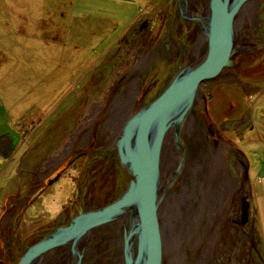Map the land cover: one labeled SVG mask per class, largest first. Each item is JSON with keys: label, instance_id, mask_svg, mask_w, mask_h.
Instances as JSON below:
<instances>
[{"label": "rangeland", "instance_id": "374dc122", "mask_svg": "<svg viewBox=\"0 0 264 264\" xmlns=\"http://www.w3.org/2000/svg\"><path fill=\"white\" fill-rule=\"evenodd\" d=\"M79 1L67 12L68 23L61 24L56 20L44 23L48 14L40 16L34 10L41 8L42 0H0V63L11 62L7 60L11 55L17 57L20 39H30V53L34 54L29 67L34 85L30 83V95L21 101L26 106L30 103L29 114L16 116L15 109L21 110V105L0 99V136H16L13 139L18 143L14 156V152L8 158L0 156V184L5 187L8 181L12 185L5 191L11 197L1 192L0 208L6 199L13 206L0 217V249L16 206L25 209L14 220L12 233L20 236L25 247L42 232L69 220L76 213L75 202L93 209L116 198L128 176L116 167L111 144L105 151L108 136L113 133L114 138L129 114L158 95L179 64L195 61L205 50L200 38L185 40V46L191 48L180 59L175 35H170L173 43L162 42L164 34L172 33L177 0H163V7L161 0L114 5L108 0ZM253 3L248 13L241 7L235 32L238 40L246 37V41L264 42V0ZM204 5L205 0H199L198 8ZM72 11L76 17H89L82 24L86 33L77 39L70 35ZM146 19L150 25L142 36L145 23H140ZM185 21L184 27L189 28L191 23ZM62 26L68 27L67 35L58 32ZM99 125H103L101 132ZM183 134V166L168 187L173 190L168 231L176 239L180 235L181 240L190 236L197 240L212 211H204L197 230L190 227L180 233L181 223H186L188 206L200 198L201 184L208 187L219 173L224 174L227 182L235 184L210 226L214 244L207 264H264V50L243 54L236 66L200 83L195 111L186 120ZM88 135L96 138V155L82 154L90 148L85 146ZM171 141L168 137L161 152L162 179L176 164L177 154L174 160L170 154ZM79 147L83 148L72 158L71 148ZM56 163H60L58 175L28 202L27 195L41 186ZM32 181L35 184L30 187ZM164 206L161 200V226ZM203 246L200 242L195 248L194 261L184 256L181 263L195 264ZM173 248L181 255L183 248L177 243ZM186 250L192 253L191 248ZM160 264H167L164 256Z\"/></svg>", "mask_w": 264, "mask_h": 264}, {"label": "water", "instance_id": "95a60500", "mask_svg": "<svg viewBox=\"0 0 264 264\" xmlns=\"http://www.w3.org/2000/svg\"><path fill=\"white\" fill-rule=\"evenodd\" d=\"M187 1L177 0L179 18L199 25V38L205 42V50L195 61L179 64L158 95L129 114L120 125L111 147L119 168L128 176L125 188L112 201L97 208H85L77 202L76 213L66 224L53 228L29 245L12 264H30L46 251L67 243L74 247L93 229L120 218L124 264H160L159 206L183 166L184 127L195 111L199 85L216 77L224 68L236 66L243 54L264 50V42L238 40L236 36L239 10L248 0H205L199 14H188ZM168 137L177 159L163 180L160 159ZM58 170L59 167L43 178L41 186L28 196V202L58 175ZM22 208L11 216V228Z\"/></svg>", "mask_w": 264, "mask_h": 264}, {"label": "flooded vegetation", "instance_id": "af4514ba", "mask_svg": "<svg viewBox=\"0 0 264 264\" xmlns=\"http://www.w3.org/2000/svg\"><path fill=\"white\" fill-rule=\"evenodd\" d=\"M198 4H199V0H188L187 5H186L188 14H199V12L204 8V6H201V8H198ZM253 4H254L253 0H248L241 7L243 9H246L245 13H247V9L251 10L252 9L251 7ZM242 8H240L239 13L241 12ZM174 14L175 16H173L171 19L172 20V31H171L172 33L167 32L166 34H164L165 36H162L163 37L162 42L164 41V39H168V41H171V43H173L170 38V35L171 34L175 35L178 41V44H179L178 47L180 48V52H181L180 59H181L182 57H187V55L189 54L188 51L191 48V46H189L188 48L185 46V40L187 42H194V38L195 40H197L200 37V27L195 21H191V20H188V22L191 23L189 25V28L184 27L183 23H186L185 20L187 19L179 18L178 6ZM238 17H239V14H238ZM144 23H145V26H144L143 32L141 33L142 36L146 35V32H147L146 21H143L142 23H140V26ZM182 27H184L185 29H183ZM191 35L193 36V40L189 41ZM236 36L238 37L237 31H236ZM162 37L159 36L158 41ZM241 39L246 40L247 38L241 37ZM161 44H159L158 46H161ZM102 127L103 125L98 126L100 132H101ZM110 134L111 135L108 136L109 141L107 145L104 146L105 151H107V146L112 143L114 134L113 133H110ZM211 134H213V132H211ZM94 143H96V138L93 139L92 137H90V135H88L87 141L85 142V146H90V148L82 154L94 153L96 155L98 153L97 152L98 150H96ZM82 148L83 147L81 148L79 147V150L77 148L76 150L75 148L74 149L71 148L70 150L71 154L69 155H71L72 158L73 157L75 158V156L78 155V153H80L81 151L80 149ZM69 155L68 153L67 155L64 154V157H67ZM113 157L116 158V155ZM56 164H57V167L60 165V163H56ZM111 165H114V158L111 160ZM115 165L116 167L118 166L116 162H115ZM55 169H53L52 171H54ZM34 184H35V181L30 182V187H33ZM75 204H76V210H77V202H75ZM67 221L57 223L55 226H53L49 230L42 232L41 233L42 236H40L35 241L30 242V244L26 245L25 247H24V244H20V240H21L20 236L14 235L12 233V230L14 227L11 228L10 223H9L7 232L3 234V235H6V237L4 238L2 237V239H4L5 241L3 243V247L0 249V264H12L16 262V256L20 254L21 252H23L29 245L33 244L34 242L39 240L41 237L49 233L53 228L66 224ZM117 221H120V220H117ZM117 221H113V222L107 223L103 226L93 229L91 232L85 235L82 239H80V241H78L74 247H72L70 243H67V244L52 248L46 251L45 253H43L40 257L31 260L30 264H76V261L79 255H80L79 264H124L123 258H122V245H121L122 244V221L119 223V225H116V223H118ZM1 229H2L1 231L4 232L3 228ZM30 234L32 235V233ZM31 237H33V235ZM118 249L120 250V252L116 251Z\"/></svg>", "mask_w": 264, "mask_h": 264}, {"label": "crops", "instance_id": "0c3cea01", "mask_svg": "<svg viewBox=\"0 0 264 264\" xmlns=\"http://www.w3.org/2000/svg\"><path fill=\"white\" fill-rule=\"evenodd\" d=\"M87 0H80L79 2H86ZM95 1V0H94ZM110 1V4H118L119 2H125L128 4L130 0H108ZM154 0L150 1L153 2ZM160 1V0H156ZM75 0H42L41 2V8H34L36 12L42 16L43 14H48L47 19L44 23L51 22L53 20H56L57 22H60L61 24H67L68 19H67V12L72 8ZM96 2V1H95ZM60 3L59 9H52L53 7H56ZM160 3V2H159ZM162 7L164 6L163 0H161ZM161 7H158V9ZM89 17H82V15H78L77 17L74 16L73 11L70 16L69 21L73 22L74 26L70 27V35L71 38L77 39L78 36L82 33H86L84 30L85 27L82 24H85V20ZM92 19V18H91ZM147 22V30L149 29V22L148 19L144 20ZM43 23V25H44ZM42 25V26H43ZM86 25V24H85ZM41 26V27H42ZM64 26H62L58 32H64L66 35L68 34L67 28L64 29ZM81 30V31H80ZM41 32V31H40ZM54 32V31H53ZM18 45H19V54H17V57L11 55V62H1L0 63V99L2 102L7 101V102H14L16 103V106L21 105V110L20 109H15L17 113H14L16 116L18 113L22 117H25L26 115L29 114V106L30 103L26 106V104L21 103L23 98H26L30 95V83L34 85V79L30 81V56L34 58V54L30 53V39L23 41V39L18 40ZM23 44V45H22ZM32 45V44H31ZM33 47V45L31 46ZM36 81H39V83L42 84L43 80L40 81V78H37ZM33 89V88H31ZM19 108V106H18ZM13 138L17 139L16 136H13ZM7 137V136H0V156L4 158H8L11 154H13L14 150L16 149L17 142H14V139ZM15 155V152L13 156ZM11 157V156H10ZM9 160V159H8ZM13 160V158H12ZM11 161V160H10ZM10 164V163H9ZM7 165V164H6ZM17 163H15V166ZM13 165L9 170L12 171L13 168H15ZM7 167V166H6ZM8 169V168H7ZM7 169H4L7 170ZM3 173H0V176ZM8 177V176H7ZM6 177V178H7ZM5 178V179H6ZM11 182L6 183V186L4 187L3 185L0 184V194L2 192L3 196H10L11 194H6V190L11 187ZM5 203V204H4ZM3 205H1V211H0V217L1 215L4 216L7 210L12 206L11 199L10 202L8 199L4 201ZM8 203V204H7ZM18 208H15V211ZM25 209L24 207L22 210ZM21 210V211H22Z\"/></svg>", "mask_w": 264, "mask_h": 264}, {"label": "bare ground", "instance_id": "6f19581e", "mask_svg": "<svg viewBox=\"0 0 264 264\" xmlns=\"http://www.w3.org/2000/svg\"><path fill=\"white\" fill-rule=\"evenodd\" d=\"M169 147H170V154L172 155L174 160V158L176 157V149L171 147V145ZM163 180L165 179L163 178ZM214 181H213L214 183H210L208 187H203V183L201 184L202 187L200 192L201 196L199 199L197 198L195 199L196 200L195 203H191L188 206V210L184 217L186 223L182 221L179 229L180 233H185V228L189 229L190 227L194 230H197L200 226L201 218L203 216L204 211L207 208L210 209L212 212L210 213L209 216H207V219H205V224L203 225L202 231L200 232L201 235L196 237L197 240H194L192 236H190L185 240H181L182 237L180 235L179 238L176 239V237L170 234V232L168 231L169 228L168 214H169L170 206L171 204H173V200H172L173 190H168V189L166 190L163 196L164 199L162 198V200L165 201V206L161 213L164 216L163 219L165 218V222L162 224V226L160 225V238L162 241L161 256L165 257L167 264H183L181 263V260H183L184 256L188 259V261H194L191 257L195 255V248L200 242H204V246L200 253V256L196 259L195 264H207L209 254L211 253L210 250H212L214 244L213 236L211 235V231H210V226L214 224V221L216 220L217 215L219 214V211L221 209V206L223 205V202L225 200V196L229 192L228 190H230L233 184H235L233 180H228L227 182V179L226 177H224V174L222 176V174L220 173L219 176H216L214 178ZM212 187H214L213 190ZM201 238H205V239L202 240ZM176 243L179 246V248H183L181 255L175 253L174 251L173 247L175 246ZM187 247L192 249V253L187 252L186 250Z\"/></svg>", "mask_w": 264, "mask_h": 264}, {"label": "built area", "instance_id": "2783aa9c", "mask_svg": "<svg viewBox=\"0 0 264 264\" xmlns=\"http://www.w3.org/2000/svg\"><path fill=\"white\" fill-rule=\"evenodd\" d=\"M264 161V160H263ZM263 165H264V162H263Z\"/></svg>", "mask_w": 264, "mask_h": 264}]
</instances>
